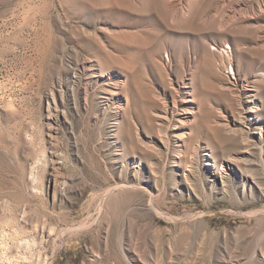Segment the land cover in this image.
Returning <instances> with one entry per match:
<instances>
[{
  "label": "rangeland",
  "instance_id": "obj_1",
  "mask_svg": "<svg viewBox=\"0 0 264 264\" xmlns=\"http://www.w3.org/2000/svg\"><path fill=\"white\" fill-rule=\"evenodd\" d=\"M262 124L264 0H0V264H264Z\"/></svg>",
  "mask_w": 264,
  "mask_h": 264
},
{
  "label": "bare ground",
  "instance_id": "obj_2",
  "mask_svg": "<svg viewBox=\"0 0 264 264\" xmlns=\"http://www.w3.org/2000/svg\"><path fill=\"white\" fill-rule=\"evenodd\" d=\"M257 110L256 109H251L250 110V112H256ZM189 112H191V110H189ZM248 117V116H247ZM249 120L251 121V123H252V120H254V117H249ZM260 129H262V130H264V124H262L261 125V128ZM184 136H186V134L184 133ZM243 136V135H242ZM220 174H222V177H224V174H223V172H221ZM226 179V178H225Z\"/></svg>",
  "mask_w": 264,
  "mask_h": 264
}]
</instances>
